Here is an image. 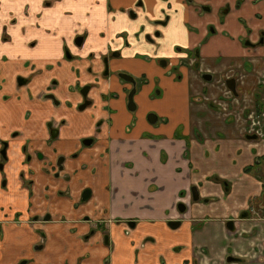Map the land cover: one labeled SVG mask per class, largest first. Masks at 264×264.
Listing matches in <instances>:
<instances>
[{
  "label": "crops",
  "instance_id": "0c3cea01",
  "mask_svg": "<svg viewBox=\"0 0 264 264\" xmlns=\"http://www.w3.org/2000/svg\"><path fill=\"white\" fill-rule=\"evenodd\" d=\"M146 4L148 10L144 0H0V140L8 143L2 160L0 142V264H264V219L248 212L264 202L255 170L264 140L247 139L232 119L220 121L217 109L199 101L193 82L211 70L203 69L201 52L186 82L184 73L165 72L168 89L153 95L148 88L140 118L119 75L130 70L126 63L152 69L136 56L114 62L120 54L112 53L147 11L156 29L168 27L169 44L185 32L186 50L195 48L198 27L206 33L224 9L233 27L239 24L237 41L262 44L264 0ZM208 11L218 19L206 20ZM86 84L92 103L80 110ZM146 112L158 114L154 124Z\"/></svg>",
  "mask_w": 264,
  "mask_h": 264
},
{
  "label": "rangeland",
  "instance_id": "374dc122",
  "mask_svg": "<svg viewBox=\"0 0 264 264\" xmlns=\"http://www.w3.org/2000/svg\"><path fill=\"white\" fill-rule=\"evenodd\" d=\"M144 2L146 10H148L146 0ZM230 12H226V9L224 13L222 11L221 17H219L220 21H218L219 24L214 23L215 19H218L216 14L209 11L205 12L204 18L206 20L215 21L206 26L208 28L204 34L203 27H198V30L194 32L196 34L195 48L188 50H186L188 40L185 32L182 31V39L177 44L171 45L167 42L166 31L168 27L158 25V29H156L155 22L153 23L147 19L148 11L139 13L137 17L133 18V28H135L131 34L133 36L130 37V32L126 33L125 31L122 34L125 40L122 39L121 41L119 39L117 41L121 44L120 50L113 49L112 53L120 54V56L114 58V62H122L129 57L136 56L142 58L146 66L152 69L149 73L138 72L136 64L126 63L123 65V67L130 65L132 71L122 73L134 74L133 76L137 81L134 96L137 110L133 112L134 116L140 118V112L143 111L146 103L145 95L148 88L153 89V95H157L158 91L164 92L165 88L168 89L166 79H164L165 72L168 75L184 73V82H186L187 71L197 72L198 67L193 65V60H198L201 52L203 69H211L203 71V74H212V79L206 80L203 74L196 76L193 84L198 89L197 91H200L199 101H203L210 108L217 109L220 121L225 118H229L230 121L232 119L237 129L240 128L243 134H256L258 136L257 139L249 140H264V43L254 44L250 42L251 44L247 45L248 38L246 37H240L237 41L238 34L235 29L239 28V24L233 27ZM130 15L132 16L131 13ZM225 19H227V22H225ZM240 21L241 28L249 31L245 22L241 19ZM156 32H160V34L156 35ZM240 36L245 35L241 33ZM171 46L173 47L171 48ZM248 46L251 49L246 50ZM191 51H198V54L195 55ZM163 60L168 61L169 65L164 67L161 64ZM191 62L192 64L189 65ZM231 78L236 79L237 94L228 92L230 89L227 86V80ZM178 80L180 79L178 78ZM123 83L128 87L127 97L132 90V83L128 81H123ZM179 102L181 105L184 104L182 98L179 99ZM151 114H158L156 112L145 113L147 122L154 124L150 122ZM1 144L3 145L2 142ZM258 169H255L258 171L256 173L264 177V162L260 166V171ZM180 204L178 205L179 209ZM259 204V206L252 204V207H254L249 209L248 212L251 216L264 219V202H259ZM258 246L264 253V246L261 244Z\"/></svg>",
  "mask_w": 264,
  "mask_h": 264
},
{
  "label": "water",
  "instance_id": "95a60500",
  "mask_svg": "<svg viewBox=\"0 0 264 264\" xmlns=\"http://www.w3.org/2000/svg\"><path fill=\"white\" fill-rule=\"evenodd\" d=\"M82 41H83V37H79V38L76 40L77 44H81ZM246 44H247V45H250L251 43H250V41L248 40V41H246ZM117 54H118V53H117ZM104 61H105V63H107V58H105ZM106 68H107V70H108V67H106ZM106 72H107V71H106ZM119 76H120L123 80H126V81H128V82H130V83L133 84V88H132V90L130 91V93H129V95H128V107H129L130 110H135V109H136V103H135V101H134V95H135V93H136V79H135L132 75H130V74H125V73H120ZM204 78H205L206 80L209 81V80L212 79V75L206 73V74H204ZM227 85H228V87L232 90V92H233L234 94H237V91H236V79H235V78L228 79V80H227ZM88 89H89V87L87 86L84 90H82V93H83L84 96L87 95V91H88ZM46 97H47V98H50V99H52V100H54V102H55L56 104H58V101L56 100V97H55L54 94H52V93L47 94ZM89 104H91V101H90V100H86L82 105H80V109H84V108H85L87 105H89ZM156 119H157V116H156V115H153V114L150 115V121H151V122H155ZM246 137H247V139H257V138H258V136H257L256 134H251V135H250V134H247ZM92 142H93V139H92V138H88V139H84V140H83V144H84V145H91ZM2 154H3L4 156H6V148H4V149L2 150ZM63 161H64V157H63V156L59 157L58 165H59L60 168L63 167ZM192 193H193V199H194L195 201H198V200L200 199V195H199V192H198V190H197V187H193V188H192ZM90 195H91V190H90V189H86V190L83 192L82 200H83V201H87V200L89 199ZM180 209H181L182 211H184V210L186 209V206H185L184 204H180ZM129 225H130V226H134V222H133V221H130V222H129ZM169 225H170L171 227H173V228H176V227H178V226L180 225V222H179V221H170V222H169ZM229 225L232 226V225H233V221H229V222H228V226H229ZM105 242H106L107 244L109 243V236H108V235L105 236ZM227 261H229V262H231V261H235V258L232 257V256H230V257H228Z\"/></svg>",
  "mask_w": 264,
  "mask_h": 264
},
{
  "label": "flooded vegetation",
  "instance_id": "af4514ba",
  "mask_svg": "<svg viewBox=\"0 0 264 264\" xmlns=\"http://www.w3.org/2000/svg\"><path fill=\"white\" fill-rule=\"evenodd\" d=\"M225 10V9H224ZM227 10V9H226ZM242 20V19H241ZM244 21V20H243ZM250 30V29H249ZM249 32V31H248ZM79 37H83V35H79L77 38H76V40L79 38ZM83 39H84V37H83ZM77 43V42H76ZM78 45H80V44H78ZM191 53H193V54H197V51L196 52H192L191 51ZM194 61V63H193V65L195 66V67H199V64H198V61H197V59L196 60H193ZM107 69V68H106ZM204 74H206V73H204ZM204 74H203V77H204ZM207 74H210V73H207ZM212 75V74H211ZM23 77H19V79H18V82H23ZM124 81H126V80H124ZM89 87V89H88V91H87V95L86 96H84L83 95V93H82V90H84L86 87ZM91 88H92V85L91 84H86V85H83L81 88H80V91H81V93H82V95H83V101L80 103V105H82L86 100H90V98H89V92H90V90H91ZM48 94H50V93H48ZM53 94V93H52ZM56 97V96H55ZM56 100L58 101V99L56 98ZM54 101V100H53ZM91 101V100H90ZM91 103H92V101H91ZM58 104H59V101H58ZM80 105H79V109H80ZM90 105V104H89ZM89 105H87L85 108H87ZM84 108V109H85ZM84 109H80V110H84ZM85 139H88V138H85ZM93 139V138H92ZM1 141V140H0ZM2 143H3V145H2V149H1V153H2V150L4 149V148H6V150H7V141H1ZM6 159V156H4L3 154H2V160H5ZM0 167H3V165L1 164L0 165ZM4 182V184H5V182L6 181H3ZM50 215H46L45 216V219L46 220H49L50 218ZM39 219H37V218H35V219H32V220H29L28 221V223H32V224H34V222H36V221H38ZM15 222L16 223H18V224H21L23 221L20 219V217L17 215L16 216V219H15ZM130 222V221H129ZM31 224V225H32ZM128 225H129V223H128ZM98 227H101V225H97ZM0 228H1V226H0ZM91 232H92V230H91ZM107 235V234H106ZM105 235V236H106ZM105 236H104V241H105ZM40 247V244H38V245H35V247L37 248V247ZM38 247V248H39ZM19 264H28V260L27 259H23Z\"/></svg>",
  "mask_w": 264,
  "mask_h": 264
},
{
  "label": "trees",
  "instance_id": "16d2710c",
  "mask_svg": "<svg viewBox=\"0 0 264 264\" xmlns=\"http://www.w3.org/2000/svg\"><path fill=\"white\" fill-rule=\"evenodd\" d=\"M259 161H260V163L262 164L263 162H264V156H262V157H258V163H259ZM259 165L260 164H258V165H255L256 167H259ZM249 170V169H248ZM261 177V180H262V183H263V188H264V177H262V176H260ZM263 197H264V194H263Z\"/></svg>",
  "mask_w": 264,
  "mask_h": 264
},
{
  "label": "built area",
  "instance_id": "2783aa9c",
  "mask_svg": "<svg viewBox=\"0 0 264 264\" xmlns=\"http://www.w3.org/2000/svg\"><path fill=\"white\" fill-rule=\"evenodd\" d=\"M228 92H231V91L228 90Z\"/></svg>",
  "mask_w": 264,
  "mask_h": 264
}]
</instances>
